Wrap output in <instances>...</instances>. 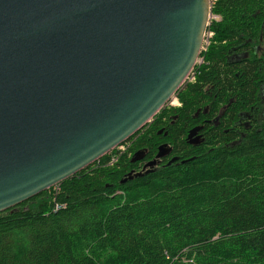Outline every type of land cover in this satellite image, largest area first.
<instances>
[{
	"label": "trees",
	"instance_id": "obj_1",
	"mask_svg": "<svg viewBox=\"0 0 264 264\" xmlns=\"http://www.w3.org/2000/svg\"><path fill=\"white\" fill-rule=\"evenodd\" d=\"M212 13L220 18L195 81L175 94L181 105L164 106L125 151L113 149L58 192L0 212V264H264V129L224 125L250 112L264 86V40L261 53L254 46L264 38V0H214ZM235 51L250 56L234 63ZM206 107L212 117L225 110L219 127L206 124L190 145ZM161 145L156 166L143 169Z\"/></svg>",
	"mask_w": 264,
	"mask_h": 264
},
{
	"label": "water",
	"instance_id": "obj_2",
	"mask_svg": "<svg viewBox=\"0 0 264 264\" xmlns=\"http://www.w3.org/2000/svg\"><path fill=\"white\" fill-rule=\"evenodd\" d=\"M212 7V0H0V212L150 123L198 63Z\"/></svg>",
	"mask_w": 264,
	"mask_h": 264
},
{
	"label": "flooded vegetation",
	"instance_id": "obj_3",
	"mask_svg": "<svg viewBox=\"0 0 264 264\" xmlns=\"http://www.w3.org/2000/svg\"><path fill=\"white\" fill-rule=\"evenodd\" d=\"M260 40L261 42L255 43L254 45L256 48V53H261L263 50L262 43H263L264 38L261 36ZM249 56H250L249 52L247 53V52H240V51H235L234 53L229 54L231 61L234 63L247 60ZM193 81H195V79ZM218 99H219V96H218ZM230 100H232V98ZM174 101H177V102H174V103L169 102L167 105H172V106L181 105V102L178 98ZM252 102H254V106H251L250 112L242 111L241 117L239 118L237 122H234L233 119L235 118V116H233L232 117L233 119L230 118L231 121L229 123L224 124L226 126L225 127L226 131L230 129H235L238 125H242V124L244 125V127L249 128V129L255 126H257L259 130L264 129V86L262 87L261 91H259L258 98L253 99ZM219 103H221V99L219 100ZM223 106H225V104ZM200 108L201 107L199 106L198 111L200 110ZM214 108H215V104L213 105V109ZM224 112L225 110H222V107H221V109H218L215 117H212L213 115L212 112H210L208 108L206 107L204 110L205 115L203 117H199L198 118L199 123H197L194 126V127H199L200 129L192 137H188L191 130H189L188 132V135H187L188 144L195 145V144L201 143L203 129L206 124L213 123L215 128H218L220 124V118L222 115H224ZM233 132H234L233 135L236 137L237 131L233 130ZM235 141H236V138H233L231 140V142H235ZM144 167H145V164L143 165L142 168L144 169Z\"/></svg>",
	"mask_w": 264,
	"mask_h": 264
},
{
	"label": "built area",
	"instance_id": "obj_4",
	"mask_svg": "<svg viewBox=\"0 0 264 264\" xmlns=\"http://www.w3.org/2000/svg\"><path fill=\"white\" fill-rule=\"evenodd\" d=\"M213 2H214V0H212V3H213ZM218 18H219V16L214 15L213 13H211V15H210V19H209L208 31H207V33H206V37H205V40H204V44H203V49H202V51L207 49V47H208V45H209V40H210V38L213 36V31H211V30L209 29V27H210L212 21H213L214 19H218ZM199 60H200L199 63H202V62L204 61V59H203L202 57H200ZM195 75H196V73L194 72V70H192V72H191L190 75L188 76V78H187V80L185 81V83H186V82H189V81H193V80L195 79ZM185 83H184V84H185ZM176 97H177L176 95L173 96V98H176ZM173 98H172V99H173ZM172 99H171V100H172ZM176 99H177V98H176ZM170 102H172V101H170ZM122 146H123V145H120V146H118L116 149H119V150H120V149H122V148H119V147H122ZM116 159H117V156H113L112 161H115ZM52 188H53V190H55L56 192H58L59 184L53 186ZM62 208H64V205H63L62 203L58 202L57 199L55 198V199H54V203H53L52 210H53L54 212H57V211L61 210Z\"/></svg>",
	"mask_w": 264,
	"mask_h": 264
},
{
	"label": "rangeland",
	"instance_id": "obj_5",
	"mask_svg": "<svg viewBox=\"0 0 264 264\" xmlns=\"http://www.w3.org/2000/svg\"><path fill=\"white\" fill-rule=\"evenodd\" d=\"M209 43H210V40H209ZM199 61H200V60H198V63H199ZM174 100H176V98H173V99L171 100L172 103L177 102V101H174ZM126 141H128V140H126ZM126 141L123 142V144H122L123 146H122V147H119V148H122V149H120V151H125V150L127 149ZM154 161H155V160H152V161L147 162V163L145 164L144 169L148 170V169H152L154 166H156V162L154 163ZM92 164H93V163H92Z\"/></svg>",
	"mask_w": 264,
	"mask_h": 264
}]
</instances>
